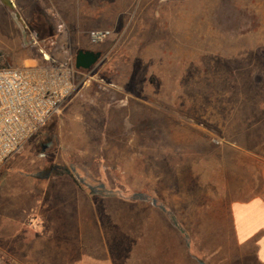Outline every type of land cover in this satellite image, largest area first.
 Here are the masks:
<instances>
[{
  "label": "rangeland",
  "instance_id": "1",
  "mask_svg": "<svg viewBox=\"0 0 264 264\" xmlns=\"http://www.w3.org/2000/svg\"><path fill=\"white\" fill-rule=\"evenodd\" d=\"M13 1L0 0V67L40 63L60 24L72 57L102 56L0 169V264H78L101 251L90 205L167 200L191 215L231 177L239 187L241 149L264 154V0ZM94 29L112 35L93 46ZM71 227L83 243L64 241Z\"/></svg>",
  "mask_w": 264,
  "mask_h": 264
},
{
  "label": "crops",
  "instance_id": "2",
  "mask_svg": "<svg viewBox=\"0 0 264 264\" xmlns=\"http://www.w3.org/2000/svg\"><path fill=\"white\" fill-rule=\"evenodd\" d=\"M240 158L241 165L244 158L255 159V171L246 163L239 187H232L231 177L222 193L210 194L211 202L191 215L167 200L116 206L119 214H105L108 205H90L95 219L86 223V234L99 236L101 251L82 254L78 264H264V154L241 149ZM75 205L80 212L86 207ZM125 206L127 213H120ZM80 227L79 232L66 229L65 235H80L83 243ZM64 241L72 244V236Z\"/></svg>",
  "mask_w": 264,
  "mask_h": 264
},
{
  "label": "built area",
  "instance_id": "3",
  "mask_svg": "<svg viewBox=\"0 0 264 264\" xmlns=\"http://www.w3.org/2000/svg\"><path fill=\"white\" fill-rule=\"evenodd\" d=\"M111 35L108 29H94L89 40L97 46ZM33 41L40 47L36 33ZM50 44L54 48L50 53L40 47V63L0 67V169L61 111L76 90V59L70 55L62 24Z\"/></svg>",
  "mask_w": 264,
  "mask_h": 264
},
{
  "label": "water",
  "instance_id": "4",
  "mask_svg": "<svg viewBox=\"0 0 264 264\" xmlns=\"http://www.w3.org/2000/svg\"><path fill=\"white\" fill-rule=\"evenodd\" d=\"M2 3L8 6L13 11H16V5L13 0H2ZM16 15L21 19V15L16 12ZM101 52H95L90 50H80L76 56V68L78 70H91L100 60ZM49 146V145H48ZM45 146L44 148H46Z\"/></svg>",
  "mask_w": 264,
  "mask_h": 264
}]
</instances>
